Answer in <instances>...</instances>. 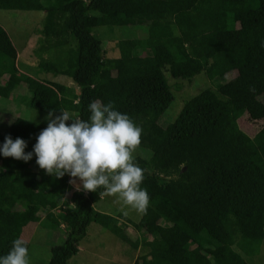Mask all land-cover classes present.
<instances>
[{
    "label": "trees",
    "instance_id": "1",
    "mask_svg": "<svg viewBox=\"0 0 264 264\" xmlns=\"http://www.w3.org/2000/svg\"><path fill=\"white\" fill-rule=\"evenodd\" d=\"M45 1L0 0V10L45 11L43 50L75 40L66 57L42 58L39 65L76 87L20 73L15 46L0 25V97L24 86L29 108L45 115L62 109L85 121L92 101L124 99L123 114L143 130L139 147L151 151L149 158L135 157L145 169L147 214L138 222L120 214L144 226L133 247L148 251L133 264H249L245 257L258 255L264 243V125L251 137L238 118L245 111L264 116L258 101L264 93V0ZM99 26H146L147 32L118 40L119 55L106 57L93 34ZM166 72L182 80L201 72L211 80L234 75L217 83L218 94L207 87L185 100L162 126L159 119L173 101ZM46 127L17 116L5 137L29 139L33 147ZM70 179L47 175L35 155L24 162L0 153V257L24 226L42 221L41 213L63 236L50 248L48 264H68L91 222L127 240L111 214L95 209L99 192L72 190L66 199Z\"/></svg>",
    "mask_w": 264,
    "mask_h": 264
},
{
    "label": "rangeland",
    "instance_id": "2",
    "mask_svg": "<svg viewBox=\"0 0 264 264\" xmlns=\"http://www.w3.org/2000/svg\"><path fill=\"white\" fill-rule=\"evenodd\" d=\"M42 2L46 3L45 0H42ZM44 14L45 11L43 10H0V25L7 31L15 46L17 52L16 64L20 73L44 81H57L67 86H73L71 78L66 75H54L52 72L46 73L41 70L39 64L42 58L59 61L66 57L69 47L75 45V40L72 38L69 44L65 46L43 50V47L47 44L41 31ZM173 30L174 33H177L175 26ZM146 32V26H99L93 30V34L102 41L106 57H116L119 55L116 47L118 40L143 38L146 36ZM166 75L168 76V83L173 93V101L159 119V124L162 126L174 120L185 100L191 98L204 88L209 87L215 90L218 82L233 76L234 72L212 80L207 78L203 72L189 80L173 79L167 72ZM215 92L217 91L215 90ZM28 96V91L25 90L24 86H20L9 98L0 97L1 141L5 142V132L9 121L17 116L36 119L47 126L48 122L45 120L47 115L27 106ZM258 101L264 106V93L258 97ZM109 102H113L115 110L123 113L124 99L117 98L103 102V104L106 105ZM69 113L73 118H76L73 113ZM70 123L71 121H69ZM238 125L252 137L264 125V116L252 118L250 113L245 111L238 118ZM27 145L29 146L28 143ZM27 150L33 151V147H27L25 151ZM134 155L135 157L149 158L151 151L147 148L139 147ZM68 185L66 199H69L72 190H77L69 181ZM94 207L101 212L111 214L126 233L127 240L104 229L98 223L91 222L87 227L86 236L79 243L78 252L69 259L68 264H133L137 256L148 251V248L144 246L133 247V241L140 238L144 226L135 227L120 216V214L125 215L124 212H127L126 217L134 222H138L141 215L126 206H122L117 201V198L113 196L101 197L94 204ZM40 215L42 221L28 223L24 226L21 234V238L27 242L31 264H48L51 256L50 248L63 241L62 235L46 226V222L50 221L47 220L46 214L41 213ZM245 259L249 264H264V243L258 255L245 257Z\"/></svg>",
    "mask_w": 264,
    "mask_h": 264
},
{
    "label": "clouds",
    "instance_id": "3",
    "mask_svg": "<svg viewBox=\"0 0 264 264\" xmlns=\"http://www.w3.org/2000/svg\"><path fill=\"white\" fill-rule=\"evenodd\" d=\"M88 110L87 121L73 118L66 110L60 109V115L50 110L45 117L47 127L36 137L32 152H25L28 145L24 139L13 140L9 135L0 153L24 162L35 155L36 164L47 175L62 179L67 174L78 191L116 197L122 206L146 215L151 198L141 187L145 169L134 155L142 144V128L115 110L113 102L105 105L94 100ZM0 264H31L27 242L15 239L7 255L0 257Z\"/></svg>",
    "mask_w": 264,
    "mask_h": 264
},
{
    "label": "crops",
    "instance_id": "4",
    "mask_svg": "<svg viewBox=\"0 0 264 264\" xmlns=\"http://www.w3.org/2000/svg\"><path fill=\"white\" fill-rule=\"evenodd\" d=\"M73 86H75V85H73ZM76 87V86H75Z\"/></svg>",
    "mask_w": 264,
    "mask_h": 264
},
{
    "label": "built area",
    "instance_id": "5",
    "mask_svg": "<svg viewBox=\"0 0 264 264\" xmlns=\"http://www.w3.org/2000/svg\"><path fill=\"white\" fill-rule=\"evenodd\" d=\"M62 227H63V225H62Z\"/></svg>",
    "mask_w": 264,
    "mask_h": 264
}]
</instances>
